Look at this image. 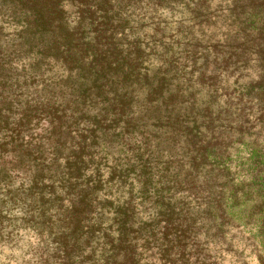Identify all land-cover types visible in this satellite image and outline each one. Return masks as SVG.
Returning <instances> with one entry per match:
<instances>
[{
	"label": "trees",
	"instance_id": "1",
	"mask_svg": "<svg viewBox=\"0 0 264 264\" xmlns=\"http://www.w3.org/2000/svg\"><path fill=\"white\" fill-rule=\"evenodd\" d=\"M65 2L0 0V43L19 29L0 47V194L40 209L45 264H217L233 229L264 245L261 133L195 87L210 0H148L178 20Z\"/></svg>",
	"mask_w": 264,
	"mask_h": 264
},
{
	"label": "rangeland",
	"instance_id": "2",
	"mask_svg": "<svg viewBox=\"0 0 264 264\" xmlns=\"http://www.w3.org/2000/svg\"><path fill=\"white\" fill-rule=\"evenodd\" d=\"M213 3L214 0H210L207 8L209 17L206 23L202 24L204 29L201 31L198 29L199 26H195L200 34L197 35V39L205 41L209 38L211 42L207 58L209 68L207 72H204L203 67L197 70L195 87L201 91L202 96L210 91L213 98L219 94L222 102L231 103L230 110L225 107L231 119L238 122L243 118L244 121L256 125L254 130L261 133L260 141H262L264 139V0H231V3L221 0L215 7ZM180 14L173 16L182 17ZM202 35H206V38L203 39ZM210 42L206 43L210 44ZM200 59L197 67L202 64ZM202 74L208 77L207 83H204ZM210 77L213 79L211 80ZM258 126L259 130H257ZM19 180L21 183L25 181ZM4 196L5 208L9 203L13 208L22 207L26 213L24 222L40 231L44 229L42 217L38 215L40 209H25L20 202L13 201L9 195ZM4 207L0 209V229L4 227L3 220L7 219V216L2 214ZM48 226L41 232H47ZM49 238L52 242L50 235ZM52 244L55 245L53 242ZM54 251L47 252L43 264L47 259L53 260Z\"/></svg>",
	"mask_w": 264,
	"mask_h": 264
},
{
	"label": "clouds",
	"instance_id": "3",
	"mask_svg": "<svg viewBox=\"0 0 264 264\" xmlns=\"http://www.w3.org/2000/svg\"><path fill=\"white\" fill-rule=\"evenodd\" d=\"M220 2L221 0H214L213 7ZM227 3H231V0H227ZM64 7L71 8L67 0ZM143 7L150 15L156 14L157 19L166 17L171 20L173 18V14L167 9L161 8L158 13H153L148 0H144ZM179 18L177 15L176 20ZM18 30L5 24L4 31L8 35L3 43H0V47L7 49L14 47L12 42L16 39ZM22 66V62H12L14 68L20 69ZM261 142L264 143V139ZM20 183L18 179L14 186L19 187ZM4 199L6 197L0 194V201ZM2 214L7 216V219L3 220L4 227L0 229V264H43V260L47 258V252L55 250L56 247L52 244L48 233L46 231L42 233L38 228L26 224L24 222L26 213L22 207L13 208L9 203L7 208L2 210ZM232 231L236 233L235 240L232 233H229L226 241L209 245L217 264H260L258 257L264 255V245L260 240L255 239L251 231L238 232L235 229ZM203 239L205 237L201 236V240ZM229 244L232 245L231 251L228 250Z\"/></svg>",
	"mask_w": 264,
	"mask_h": 264
}]
</instances>
